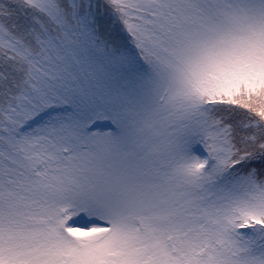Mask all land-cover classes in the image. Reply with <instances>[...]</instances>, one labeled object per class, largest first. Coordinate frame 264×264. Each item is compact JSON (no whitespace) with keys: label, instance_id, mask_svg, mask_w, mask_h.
<instances>
[{"label":"snow or ice","instance_id":"6c2138e0","mask_svg":"<svg viewBox=\"0 0 264 264\" xmlns=\"http://www.w3.org/2000/svg\"><path fill=\"white\" fill-rule=\"evenodd\" d=\"M0 264H264V0H0Z\"/></svg>","mask_w":264,"mask_h":264}]
</instances>
